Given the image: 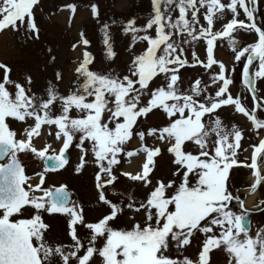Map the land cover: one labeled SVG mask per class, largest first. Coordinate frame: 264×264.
<instances>
[{"label":"snow or ice","instance_id":"6c2138e0","mask_svg":"<svg viewBox=\"0 0 264 264\" xmlns=\"http://www.w3.org/2000/svg\"><path fill=\"white\" fill-rule=\"evenodd\" d=\"M259 5L260 0H150L145 22L138 24L137 16L105 22L91 2L103 61L117 58V24L129 41V60L123 71L95 68L91 41L81 31L72 48L82 45V57L63 92L60 71L37 87L31 74L23 82L13 79L12 68L0 62V264H210L214 250L226 255V264H264V226L253 227V210L234 194L230 180L235 168L247 167L255 178L251 191L264 184ZM40 7L41 0H0V32L39 40ZM63 8L71 22L77 4ZM241 32L253 42L242 44ZM218 43L232 53L231 67L216 58ZM241 63L242 88L234 96ZM197 67L204 70L197 78L182 76L183 69ZM229 108L250 122L251 138L258 139L250 145V163L239 160L247 151L245 130L222 118ZM157 113L162 123L149 124V115ZM45 134L48 142L37 147ZM133 141L137 146L129 150ZM70 150L78 152L75 174L93 169L95 204L103 211L91 220L67 184L45 186L50 172L67 170ZM165 153L170 168L159 175L158 158ZM21 155L42 160L44 168L29 175ZM132 157L141 158L140 166L123 170L122 161ZM255 210L264 212V200ZM53 214L65 218L68 240L52 236L45 216ZM194 241L200 248L196 260L185 254Z\"/></svg>","mask_w":264,"mask_h":264},{"label":"rangeland","instance_id":"374dc122","mask_svg":"<svg viewBox=\"0 0 264 264\" xmlns=\"http://www.w3.org/2000/svg\"><path fill=\"white\" fill-rule=\"evenodd\" d=\"M129 5H124L123 0H41V7L36 11V19L40 27L39 40L30 39L23 32L16 33L11 30L0 32V62L5 63L12 68L13 79H19L23 82V77L26 73L33 76L37 87L43 86L48 80L54 79V73L60 71L63 74V81L59 85L60 90L65 91L74 79V69L78 66V62L82 57L83 46L80 45L73 49L72 44L80 40V32L83 31L87 38L91 41L89 50L96 56L94 67L102 70H109L115 68L118 71H123L126 63L129 60L125 49L129 43L128 39L123 37L119 25H113L112 33L115 41V50L118 55L114 63L104 62L102 59V33L99 31L97 21L92 17L90 11V3L95 2L99 6L101 18L105 22L126 21L127 19L137 16L141 19L137 20L138 24H143L150 11V0H128ZM68 3L77 4V11L69 22L71 15L70 11L62 6ZM260 18L264 17V0H260L259 5ZM241 18H244L241 16ZM220 25L217 24V28ZM239 39L242 44L253 42V36L241 32ZM52 49V55L56 59L53 62L50 59L48 49ZM201 58L205 56L204 46L198 49ZM216 58L223 60L229 67L233 64V55L230 50L223 44H219L215 49ZM204 70L202 68H187L183 69L181 74L186 79H195L199 73ZM242 71V63L237 66L234 76V85L231 88L233 95L238 94L242 88L240 83V75ZM3 72L0 70V77ZM205 79L207 77L205 76ZM264 87V84L260 85ZM264 95V93H261ZM247 104L252 105L249 97ZM264 115V114H262ZM222 118L225 123L229 121L235 122L243 130H245V139L242 141L243 147L247 151L239 153V160L245 163H250V156L253 143H258V139L251 138V125L245 117L240 114L233 113L232 109H225L222 112ZM163 121L161 114L149 115L148 123L152 125H159ZM260 135L264 137V132ZM48 142L46 134L37 138L35 143L37 147H41ZM137 146L133 141L129 146V150ZM54 147L58 149L59 145L54 143ZM70 164L67 170H60L55 173H49L46 177V185L59 186L61 183L68 185L69 189L75 194L74 199H79L85 205V213L89 220L94 219L100 214L103 209H99L95 204V189L93 187V169L88 167L83 174L77 175L72 168L77 162L78 152L70 150ZM21 160L25 164L27 173L32 175L34 172L44 168L43 161L33 158L31 155H21ZM170 157L167 153L158 158V174H167L170 168ZM138 161L139 165L132 168L133 162ZM141 158L132 157L122 161L121 168L126 171H135L141 164ZM252 171L247 167L235 168L230 176L232 187L241 188L246 191L253 183L251 181ZM35 179L33 183H35ZM264 190V186L262 187ZM263 197V196H261ZM45 222L50 225L51 233L54 238L61 240H68L66 235V220L60 214H53L52 216H45ZM199 246L196 241L187 249L185 253L191 259L198 258ZM210 264H226V255L218 250H214L211 254Z\"/></svg>","mask_w":264,"mask_h":264},{"label":"flooded vegetation","instance_id":"af4514ba","mask_svg":"<svg viewBox=\"0 0 264 264\" xmlns=\"http://www.w3.org/2000/svg\"><path fill=\"white\" fill-rule=\"evenodd\" d=\"M238 168H240V167H238ZM230 176H231V173H230ZM263 186H264V184H262L260 186L259 191H258V194L256 195L255 201L253 203V206L250 207V208L257 207V205L259 204V202L261 200H264V190H262L263 189L262 188ZM242 187H243V185H242ZM242 187H240V188H234V187H232L233 188V191H234V194L239 195L240 192H242V189H241ZM261 196H263V197H261ZM251 221H252V224H253V227L254 228L257 227V226H264V212L252 213V215H251Z\"/></svg>","mask_w":264,"mask_h":264},{"label":"bare ground","instance_id":"6f19581e","mask_svg":"<svg viewBox=\"0 0 264 264\" xmlns=\"http://www.w3.org/2000/svg\"><path fill=\"white\" fill-rule=\"evenodd\" d=\"M123 2H124V5L127 7V5H129V1L128 0H123ZM139 165V162L138 161H135V162H133V164H132V168L133 167H137ZM254 177L253 176H251V181L253 182L254 181ZM255 198H256V196H253V197H250L249 199H248V201H247V206L248 207H251L252 205H253V203H254V201H255Z\"/></svg>","mask_w":264,"mask_h":264},{"label":"water","instance_id":"95a60500","mask_svg":"<svg viewBox=\"0 0 264 264\" xmlns=\"http://www.w3.org/2000/svg\"><path fill=\"white\" fill-rule=\"evenodd\" d=\"M257 16H258V20H259V19H260V17H259V12H258ZM43 165H44V162H43ZM258 187H259V186H258ZM257 190H258V189H257ZM257 190H256L255 192H253V191L250 190L248 194L243 195V196L241 197V199L245 201V204H246V200H247L248 198H250L251 196H253V195L257 192ZM253 212H259V211L253 210Z\"/></svg>","mask_w":264,"mask_h":264}]
</instances>
